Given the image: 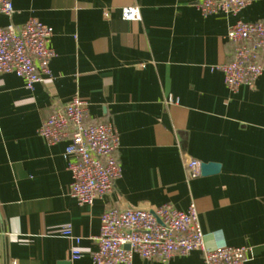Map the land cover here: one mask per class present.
Wrapping results in <instances>:
<instances>
[{
    "label": "crops",
    "instance_id": "1",
    "mask_svg": "<svg viewBox=\"0 0 264 264\" xmlns=\"http://www.w3.org/2000/svg\"><path fill=\"white\" fill-rule=\"evenodd\" d=\"M198 1L11 0L0 27L38 19L53 29L55 56L50 77L31 89L0 73V264H92L103 210L165 203L195 205L207 248L248 246L244 264H264V74L230 92L215 68L232 59L230 26L264 20V0L237 15H202ZM125 6L138 7L140 20L122 19ZM75 95L89 103L87 120L112 122L119 136L121 177L92 205L68 193L67 140L38 135ZM185 157L219 171L189 177ZM67 225L80 237L78 259L60 232ZM132 264H202V256L135 255Z\"/></svg>",
    "mask_w": 264,
    "mask_h": 264
},
{
    "label": "built area",
    "instance_id": "2",
    "mask_svg": "<svg viewBox=\"0 0 264 264\" xmlns=\"http://www.w3.org/2000/svg\"><path fill=\"white\" fill-rule=\"evenodd\" d=\"M251 0H199L202 15L226 13L237 15ZM11 0H0V15L11 17ZM121 17L140 20L136 6H125ZM51 26L30 17L21 25L9 23L0 27V73H12L24 80L27 89L50 77L49 63L55 56L50 46ZM226 39L233 44L232 59L216 69L230 92L241 85L253 87L264 74V20L246 22L237 19L229 28ZM172 102L169 97L166 100ZM88 101L77 95L62 104L38 128V135L48 144L67 140L64 157L70 172L69 195L80 205H92L97 197L109 193L121 177L116 157L119 136L112 122L87 120ZM188 176L198 174L200 164L184 159ZM159 220V221H158ZM61 235L75 245L70 257L78 259L80 237L70 226L61 228ZM96 250L90 255L92 264H132L135 255L145 260L166 262L173 254L200 252L202 264H244L251 256L248 246H219L209 249L197 220V210L191 203L187 210L170 204L138 207L106 208L100 215L99 232L94 237Z\"/></svg>",
    "mask_w": 264,
    "mask_h": 264
},
{
    "label": "water",
    "instance_id": "3",
    "mask_svg": "<svg viewBox=\"0 0 264 264\" xmlns=\"http://www.w3.org/2000/svg\"><path fill=\"white\" fill-rule=\"evenodd\" d=\"M219 168V164L213 162L200 164V171L204 175L216 173L219 171Z\"/></svg>",
    "mask_w": 264,
    "mask_h": 264
}]
</instances>
